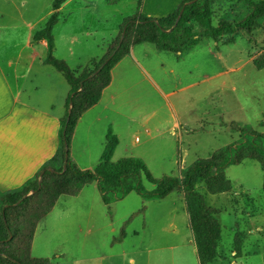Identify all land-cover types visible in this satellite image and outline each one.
Returning a JSON list of instances; mask_svg holds the SVG:
<instances>
[{
	"label": "rangeland",
	"instance_id": "374dc122",
	"mask_svg": "<svg viewBox=\"0 0 264 264\" xmlns=\"http://www.w3.org/2000/svg\"><path fill=\"white\" fill-rule=\"evenodd\" d=\"M51 2L0 0V39L24 41L29 31L26 24L32 26L33 33L41 29L52 13ZM143 3L144 0H76L58 17L53 30L54 56L65 61L71 70L91 58H101L106 54L109 39L118 34L125 19L141 12ZM244 14L245 8L241 5L234 8L229 0H219L213 6V24L226 15L233 18ZM226 40V37L218 41L201 38L180 58L158 51L150 44L135 46L134 55L149 76L146 79L144 74L136 73L133 82L129 79L126 93L116 102L119 109L115 131L120 141L112 161L142 158L155 179L176 177L178 169L172 165V158L182 160L181 166L187 168L194 161L238 141L239 134L230 130L232 124L248 126L264 135V68L257 70L252 64L264 52V24L250 34L238 33L234 44L226 45ZM141 54L147 60L140 58ZM125 73L124 70L120 75ZM120 79L115 82L119 89ZM176 122L187 132H183L180 140L172 134L177 132ZM260 144L264 149V137ZM54 165L59 168L60 161ZM225 176L231 190L205 196L206 204L218 211L216 218L221 226L218 252L228 264L236 239L240 244L237 264H264V172L258 163L245 159L229 166ZM147 188L153 187L147 185ZM199 191L205 194L204 186L200 185ZM75 199L63 196L51 216L40 224L33 252L36 257L49 258L46 254H54L50 244L40 252L39 243L47 244L52 239L68 242L69 215L73 218L75 211L70 213L71 210L78 209L71 204ZM86 199H99L98 193L92 196L87 190L77 201ZM100 201L99 209L96 205L91 207L94 218L115 216L120 223L124 216H130L125 223L127 235L140 223L138 214L128 215L140 201L136 194L113 203L110 213ZM92 222L96 228L100 227V222ZM177 226L183 233V225ZM89 228L90 225L84 226L83 232ZM102 232L94 230L81 242L92 245L91 252L115 251L108 249V239L102 238ZM119 235L118 232L115 240ZM129 237L126 243L131 241ZM58 259L55 257L54 262Z\"/></svg>",
	"mask_w": 264,
	"mask_h": 264
},
{
	"label": "trees",
	"instance_id": "16d2710c",
	"mask_svg": "<svg viewBox=\"0 0 264 264\" xmlns=\"http://www.w3.org/2000/svg\"><path fill=\"white\" fill-rule=\"evenodd\" d=\"M67 1L52 0V13L30 39L32 43H46L44 64L60 73L69 86L65 114L60 120L59 148L33 178L0 198V264L54 263L55 257H31L36 227L53 210L61 196L77 197L85 186L93 183L109 213L113 203L132 192L145 201L161 200L172 192L182 193L199 264L212 263L217 258L221 226L216 218L218 211L206 204L205 196L228 193L231 183L225 171L245 159L258 163L264 172V149L260 144L264 135L248 126L232 124L230 130L239 134V140L216 150L205 159L194 161L181 170L180 178L164 176L155 179L145 162L137 157L112 161L118 138L111 130L105 136L100 160L92 169H80L69 155V146L78 121L98 104L103 91L111 83L112 70L132 47L150 44L158 51L184 54L201 38L218 41L226 37V45L234 44L238 33L250 34L260 28L264 20V0H229L234 8L244 7L245 14L233 18L223 16L216 25L213 24L212 0H196L193 3L194 0H182L171 14L161 18H150L137 12L123 21L117 38L101 59H91L85 67L75 71L54 56L53 30L58 22V11ZM188 3L191 4L186 5ZM137 7L139 9L140 4ZM252 64L257 70L263 69L264 52L254 58ZM65 154L68 158L64 170ZM57 161H60L59 168L54 165ZM147 185L153 188L148 189ZM200 185L204 186L205 194L200 193ZM123 235L122 231L117 240H121ZM239 248L240 244L235 239L234 258L239 257Z\"/></svg>",
	"mask_w": 264,
	"mask_h": 264
},
{
	"label": "crops",
	"instance_id": "0c3cea01",
	"mask_svg": "<svg viewBox=\"0 0 264 264\" xmlns=\"http://www.w3.org/2000/svg\"><path fill=\"white\" fill-rule=\"evenodd\" d=\"M75 1L68 0L64 3L58 11V16L66 6L73 5ZM181 1L144 0L139 13L150 18L165 17L174 11ZM217 1L219 0H212L213 6H217ZM263 24L264 20L261 26ZM26 25L29 31L24 41L0 39V48L4 47L0 49V198L4 193L20 188L26 181L33 178L58 151L60 120L64 117V105L69 93V86L62 75L44 64L46 43L44 41L32 43L30 39L34 30L31 25ZM1 33L2 31H0V37ZM118 34L109 39L107 49ZM134 48L135 46L112 70L111 83L103 91L98 104L86 111L75 127L69 146V155L80 169H92L98 164L103 151L104 143L102 142L105 141L109 130L118 138L119 146L120 139L115 131L119 109L116 102L126 93L125 89L130 87L129 79L133 82L136 73L144 74L146 79L149 76L135 57ZM175 55L180 58L184 54ZM140 58L147 60L144 54H141ZM87 63L77 66L76 70L82 69ZM124 70L125 76L120 75ZM119 77L121 91L115 83ZM150 84L153 83L150 82ZM174 128L177 132L172 134L179 140L183 138V132L187 133L180 122H176ZM135 141H137L136 138ZM171 160L172 165L177 166L178 169L176 177L180 178L181 170L185 169L181 166L182 160L178 161L175 158ZM149 171L153 175L150 169ZM87 190L92 196L98 193L96 184L93 183L85 186L77 197H73L76 199L71 204H75L74 207L78 209L71 210L70 213L75 211L73 218L69 215L71 219L68 224L71 231L67 235L68 242L66 243L63 239L56 241L52 239L47 244L39 243L38 245L40 252L44 251V247L49 246L48 244L52 246L51 250L54 254L49 253L46 256L49 259L50 257L59 258L52 264H199L194 235L182 193L172 192L164 199L149 201L143 200L136 194L140 201L128 215L138 214L141 221L130 231V235H127L125 223L128 221L126 217L130 216H124L123 222L120 223H117L115 216L94 218L91 215V207L96 205L99 209V200H101L99 193V199L77 201V198ZM132 194L135 193L128 194L121 202ZM62 197L36 227L31 248L32 258H42V256L36 257L33 253L36 232L40 224L51 216ZM92 221L100 222V227L96 228ZM83 224L90 225L86 233L83 232ZM177 224L183 225V233L179 231ZM94 230L95 232L104 230V233H100L103 235L102 238L108 239V249H115V251L91 252L92 245L81 242L82 239L92 235ZM122 231L123 238L120 241L115 240V235L118 232L121 234ZM128 236L132 239L126 243ZM219 243L217 258L210 264L227 263L225 256L218 252ZM86 252V256H83ZM65 255L68 256L61 259ZM234 255V251L231 250L232 260L228 264H237V258H234Z\"/></svg>",
	"mask_w": 264,
	"mask_h": 264
},
{
	"label": "water",
	"instance_id": "95a60500",
	"mask_svg": "<svg viewBox=\"0 0 264 264\" xmlns=\"http://www.w3.org/2000/svg\"><path fill=\"white\" fill-rule=\"evenodd\" d=\"M195 1H196V0L192 1L191 3L195 2ZM191 3H188V4H186V5H189V4H191ZM186 5H185V6H186ZM183 9H184V7L181 9L180 13L178 14V17H177V19H176L175 25L177 24L178 20L180 19L181 15H182V13H183ZM122 37H123V33H122L121 38H122ZM97 72H98V71H97ZM97 72H96V73H97ZM96 73H95V74H96ZM67 158H68V155L65 154V157H64V159H65V161H64V170H65V166H66ZM40 180H41V177H40V179H39V183H40ZM33 193H34V192H33Z\"/></svg>",
	"mask_w": 264,
	"mask_h": 264
}]
</instances>
